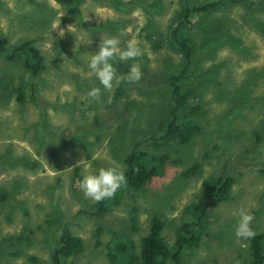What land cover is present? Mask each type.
I'll use <instances>...</instances> for the list:
<instances>
[{"label": "rangeland", "instance_id": "374dc122", "mask_svg": "<svg viewBox=\"0 0 264 264\" xmlns=\"http://www.w3.org/2000/svg\"><path fill=\"white\" fill-rule=\"evenodd\" d=\"M152 1L120 0V5H127V11H121L102 0H79L76 11L70 12L53 0H0V35L10 46L30 41L45 65L33 100L27 93L18 104L13 86L27 74L18 62L0 61V187L8 195L0 203V264H51L49 253L64 226L82 241V253L72 259L73 264H106L105 247L113 234L136 246L152 215L163 222L162 236L171 245L177 226L188 219L184 207L200 201L201 182L219 174L234 180L232 198L212 209L201 226L197 248L184 250V264H247V240L235 235L238 209L249 208L253 231H264V173L260 172L264 167V6L251 0L254 6L247 10L222 2L208 14L211 21H225L215 33L208 34L206 27L189 30L200 67L192 64L187 83L198 77L203 80L200 108L207 112L202 118L207 123L200 118L199 132L181 145L159 140L166 121L161 99L155 98L160 94L163 104L168 102L164 77L182 65L181 54L164 41L162 47L152 49L145 34L153 33V40L158 34L165 37L183 2L202 5L218 0H157L159 13L150 9ZM106 21L121 24L112 27L110 36L120 41L121 49L138 41L142 55L136 61H115L124 67L139 62V82L114 81L112 89L105 90L89 75L90 54L98 52L101 37H109L100 32ZM5 76L13 80L7 90L10 96L2 87ZM93 88L101 90L99 104L86 98ZM116 88L122 89L121 96L113 100ZM141 91L153 96L148 99ZM254 134L263 137L261 142ZM60 142H67V149L50 153ZM135 142L143 152L165 158L163 175L151 180L143 192H122L120 203L100 217L88 215L90 211L77 214L96 203L85 198L78 186L83 176L114 162L123 172V159ZM195 162L201 166L199 175L184 178L181 174ZM131 218L136 220L135 232L130 231ZM97 229L100 242L95 245ZM32 257L34 263L29 261Z\"/></svg>", "mask_w": 264, "mask_h": 264}, {"label": "trees", "instance_id": "16d2710c", "mask_svg": "<svg viewBox=\"0 0 264 264\" xmlns=\"http://www.w3.org/2000/svg\"><path fill=\"white\" fill-rule=\"evenodd\" d=\"M53 1L62 7L65 6L70 12L76 11V7L79 4V0ZM102 1L104 4L115 7L117 10L127 11V5H120V0ZM222 2H225V5H227V3L235 4L247 10H252V6H254L251 0H224L221 2L218 0L210 4L206 2L202 5H188L185 4V2H183L184 5H180L179 2L180 9L174 12L170 23L167 25L165 37L161 38V34H158L155 36L158 39L153 40V33L145 34L147 40H152V49H159L162 47L164 41L166 43L165 46L181 54L182 58V65L178 66L177 71L174 74H168L164 77L167 86V88L164 89V93L167 94L168 102L164 105V100H162L163 96L160 94L155 96L156 99H158V97L161 99L158 103L160 106L162 105L166 121L159 140L178 141L181 145H184L194 134L199 132L200 127L198 123L200 122V118L201 122L207 123V121L202 119L204 115H207V112L200 108V101L205 89L204 82L198 77L194 79V83H192L193 81L187 83L192 64H194L193 68L200 67L199 62L196 61L193 56L195 42L190 36L189 30L195 28L196 32H198L200 30L199 27H206L209 30L208 34L215 33L220 26L224 25L225 21H211L208 18V14ZM255 4L256 6L263 7L264 0H259L255 2ZM159 7L160 4L157 0H153L150 5V9L153 10L152 12L159 13ZM47 14L48 10L47 12L43 11L42 18L46 17ZM103 27L104 28H102L100 32L105 31L110 37L112 27L121 28V24L113 21H106ZM182 31H184V33H182ZM204 35L205 33H203L202 37ZM189 37L192 38V41H190ZM230 37L233 38L236 43H240L239 38L233 37L232 35H230ZM212 41L213 39L210 43ZM205 52L208 51H204L203 53ZM0 61L7 64L18 62L23 72L27 74V79H21V77H19L17 82H15L16 85L13 86L15 92L14 100L16 103L22 104L25 94L27 93L29 94L30 100H33V95L37 87L38 74H40L45 67L43 56L32 46L30 41L10 46L8 45V39L0 35ZM113 66L116 70L121 69L120 73L117 71L118 74H125L129 70V67H124L123 63L115 60ZM12 82L13 80L10 76H8V79H6L5 76V86L2 87H4V91L9 96L10 93L7 90L12 89ZM121 91L122 89L116 88L113 92L112 99L115 100L120 97ZM141 93L148 99L153 96L151 91H141ZM100 100L99 98V102ZM99 102L95 101L96 104H99ZM141 105L145 107L146 103ZM93 122L97 125L96 118L93 119ZM254 135L256 137L255 140L261 142L263 137H260L258 134ZM139 144V142L133 143L131 150L123 159V174L126 178V184L121 185L114 197L96 202L93 206H90V209L81 210V212L78 211L77 214L90 211L88 215L100 217L120 203L122 192H143L146 185L151 180L163 175L165 158L161 156L155 157L149 153L143 152ZM67 146V142H60L59 146L55 145L50 153L56 150H66ZM48 148H51V146L49 145ZM62 155L63 153L58 154V156ZM200 167V163L195 162L185 169L181 175L186 179L197 176L200 173ZM260 172L264 173V167ZM73 176L79 179L76 170L73 171ZM233 181L232 178L219 174L201 182V199L197 203H190L184 207L183 215L187 216L188 219L182 220L177 226L171 245L165 242L161 233L163 222L156 215L150 217L147 231L139 238L136 246H134L127 237L113 234L109 245L105 247L107 251L105 254L106 264H184V250L197 248L202 227L207 223L212 209L220 203L226 202L232 198L230 187ZM7 196L6 190L0 187V203L4 202ZM131 212L135 213V210ZM137 229L136 220L131 218L130 231L135 232ZM100 233V229L95 231V236L97 237L95 245H98L100 242L98 240ZM24 240L27 245H30L27 238ZM247 247L249 252L247 264H264V231L255 233L253 238L247 239ZM82 250L81 239L72 235L69 229L64 226L57 245L53 247L49 253V261L51 264H73L72 259L81 254ZM29 261L35 262L33 257L29 259Z\"/></svg>", "mask_w": 264, "mask_h": 264}, {"label": "clouds", "instance_id": "9594fccd", "mask_svg": "<svg viewBox=\"0 0 264 264\" xmlns=\"http://www.w3.org/2000/svg\"><path fill=\"white\" fill-rule=\"evenodd\" d=\"M120 41L114 37L100 39L98 52L90 54L88 67L89 75H94L105 90H111L113 82L119 83H137L142 78V71L139 62L130 65L129 70L125 74H118L116 68L111 61L118 59L127 62L129 60L136 61V58L142 55L138 41H129L126 48L119 47ZM101 95L100 88H93L87 94L99 101ZM90 167V166H89ZM126 184V178L120 170V166L115 164L111 167H101L97 170L89 171L79 181V188L83 192L85 198H89L96 202L114 197L121 185ZM238 220L235 227V235L238 238L247 240L255 236L252 228L254 215L249 208L242 207L237 212Z\"/></svg>", "mask_w": 264, "mask_h": 264}]
</instances>
